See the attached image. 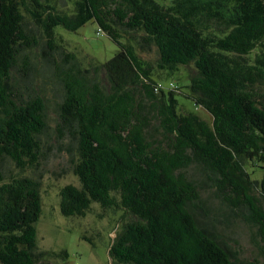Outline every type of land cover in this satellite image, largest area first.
<instances>
[{"label": "trees", "instance_id": "obj_1", "mask_svg": "<svg viewBox=\"0 0 264 264\" xmlns=\"http://www.w3.org/2000/svg\"><path fill=\"white\" fill-rule=\"evenodd\" d=\"M92 21L119 51L84 71L73 56L58 67L57 131L77 144L79 180L61 188V214L86 217L93 204L100 217L122 212L112 264H237L199 223L189 170L202 169L264 243V0H75L72 12L51 0H0V264H42L34 253L42 182L24 173L42 159L47 104L17 83L39 45L34 28L54 57L58 28ZM140 51H154L156 65ZM191 66L185 94L155 77ZM179 94L212 120L183 112Z\"/></svg>", "mask_w": 264, "mask_h": 264}, {"label": "rangeland", "instance_id": "obj_2", "mask_svg": "<svg viewBox=\"0 0 264 264\" xmlns=\"http://www.w3.org/2000/svg\"><path fill=\"white\" fill-rule=\"evenodd\" d=\"M51 4L62 11L72 12L75 0H51ZM26 16L31 22V18ZM98 30V25L93 21L77 32L58 28L62 36V42H58L61 49L51 57L46 39L34 28L39 45L30 53L29 75H17V83H21V93L25 97L40 95L47 104L49 128L42 136L43 156L36 168L27 169L24 173L42 182L43 211L36 225L38 245L34 249L42 264H112L110 246L122 225V212H108L100 217L104 212L99 204H93L86 217H65L60 211L61 188L68 184L79 186V180L71 170L77 160V144L68 137L62 138L57 131L58 106L64 95L58 67H66L70 56L83 71L91 69L92 63H105L113 58L119 51L118 46L106 35H97ZM140 54L153 66L156 65L157 55L154 51ZM195 73L191 66L181 67L173 77L156 71L155 77L167 85L170 80L176 82L185 94L189 91L186 86ZM178 98L183 112L194 111L205 120H212L206 110L196 107L183 94H179ZM16 172L11 163L6 165L7 174ZM189 174L200 191V199L194 207L199 223L231 250L237 264L255 261L264 264V243L255 228L245 221L242 212L231 209L221 201L202 169L191 168Z\"/></svg>", "mask_w": 264, "mask_h": 264}]
</instances>
